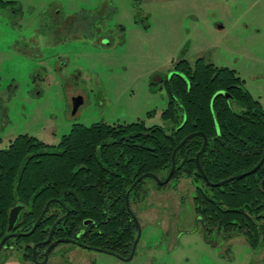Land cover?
<instances>
[{
    "label": "rangeland",
    "instance_id": "rangeland-1",
    "mask_svg": "<svg viewBox=\"0 0 264 264\" xmlns=\"http://www.w3.org/2000/svg\"><path fill=\"white\" fill-rule=\"evenodd\" d=\"M11 1L0 7V148L22 133L58 143L75 122L163 124L169 98L158 77L170 75L181 58L205 56L235 68L264 106V0ZM103 6L106 42L97 33L65 32L55 41L51 14L60 11L71 28L72 16ZM79 92L86 101L72 117ZM177 182L146 202L155 205L142 213L147 225L132 260L75 247L72 264H86L82 256L96 264H263L264 246L253 248L242 236L224 244L206 239L193 223L192 180ZM68 247L60 244L53 256ZM21 255L15 250L5 264H22Z\"/></svg>",
    "mask_w": 264,
    "mask_h": 264
},
{
    "label": "trees",
    "instance_id": "trees-1",
    "mask_svg": "<svg viewBox=\"0 0 264 264\" xmlns=\"http://www.w3.org/2000/svg\"><path fill=\"white\" fill-rule=\"evenodd\" d=\"M11 3L0 0L1 7ZM177 68L182 75L166 82L169 103L162 118L171 125L169 130L156 125L146 127L142 121L116 126L79 124L63 136L58 153H44L47 145L27 134L17 137L8 149H0V172L5 174L0 182V229L6 226L12 200L32 202L30 212H25L20 220L21 226L28 229L45 201L56 197L71 209L56 228V236H64V230L72 235L86 217L103 221L110 216L102 236L94 232L84 235L82 240L126 256L136 235L134 221L125 207L126 190L145 172L164 178L171 167L174 148L186 135L201 130L208 136L209 143L200 161L211 181L242 173L258 163L264 154V108L244 87L237 72L215 66L204 56L194 64L182 59ZM220 89L228 90L233 98H215ZM202 144L203 137L196 135L176 155L175 176L191 177L198 184L197 210L228 229L244 228L232 226L233 221L244 224L246 220H264V190L260 183L264 165L242 179L209 187L195 159ZM19 167L22 180L17 184L13 178ZM138 187L133 196L138 195ZM52 207L63 211L56 202ZM59 214L47 215L32 239L43 238Z\"/></svg>",
    "mask_w": 264,
    "mask_h": 264
},
{
    "label": "flooded vegetation",
    "instance_id": "flooded-vegetation-1",
    "mask_svg": "<svg viewBox=\"0 0 264 264\" xmlns=\"http://www.w3.org/2000/svg\"><path fill=\"white\" fill-rule=\"evenodd\" d=\"M105 9L106 8L103 6L102 8L100 7V10L97 9V11L93 12V13L85 12V13H82V14H79V15L72 16V17H77L76 18L77 19V21H76L77 22V26L73 25L71 28H69L70 26H68L66 24L67 22H65V21H67L68 17H63L62 15H60V11L59 12H54L53 14H51V19L53 21V24L56 25L55 29L53 30V37L55 39H57L55 41L56 42L57 41H61V38L64 36L63 33L65 32V33H68L69 36L72 35V34H75V33L78 36L79 35H83L84 36L85 34L86 35H90V34L92 35V34L97 33V34L100 35V37H102L103 43L106 42V38H108L110 34H109L108 31H104V29H103L104 18H105L104 17L105 13L103 11ZM120 28L124 29L123 26H120ZM109 43H110V41H109ZM182 59H186V58H181L180 60H182ZM180 60H178L175 63L174 67L172 68V73L170 75H166V76H163V77H161V76L158 77L159 78V82L161 83V88H164L166 90V92H167L166 82L168 81V79H171L175 75H182V71L177 68V64L179 63ZM195 61L193 63L190 62V61L189 62L194 64ZM208 62L213 63L211 61H208ZM213 64L215 66H219V67H228V66L216 65L215 63H213ZM228 68H230V67H228ZM230 69H234L237 72L238 76L244 81V87L250 92V90L245 85V79L242 76L239 75L238 71L235 68H230ZM153 84H155V83H153ZM167 95H168V92H167ZM218 95H223L227 99L233 98L232 94L228 90H224V89H220V90L216 91L215 94H214V97L216 98ZM252 96L254 97L253 94H252ZM74 97H81L82 98V102L78 106V109L76 110L75 113H73V109H74L73 98ZM168 98H169V95H168ZM85 99H86L85 95L83 93H81V92H79L78 94H76L75 96L72 97V99H71V104H72L71 116L72 117H76L78 115L80 108L85 104V101H86ZM255 99H257V98H255ZM257 100L260 101L259 99H257ZM168 103H169V100H168ZM260 103H261V101H260ZM236 105H237V103H235V106ZM263 108H264V106H263ZM152 113L153 112H149L148 114L150 115ZM137 121L144 122L146 127H152V126L156 125V126L164 127L167 130H169L171 128V125L166 123L164 120H163L164 121L163 124H154V125H147L145 120H143V119H140V120H137ZM137 121H133V122H137ZM133 122H120V121H117V122H113V123H108L106 121H98V122H94V123L89 124V125L85 124V123H81V122H75V123L72 124L70 131L68 133L62 135V137H61V139H60V141L58 143H48V142H45V141L41 140L40 138H38V137H36L34 135H30L28 133H22V134L17 135L14 139H12L7 147L0 148V149L1 150L2 149H8L10 144H12V142L17 137H19L20 135L27 134L28 136H32V137L38 139L39 141H41L42 143H44L45 145H47L44 148V153H47V152L48 153H58L59 152V150H58L59 144L61 143L63 136L70 134L75 125L81 124V125L90 127V126H92L94 124L105 123V124H108V125L116 126V125H128V124L133 123ZM179 128H180V126L177 127V129H179ZM198 132H202V133L205 134V132H203L201 130L200 131H194L192 133H198ZM192 133H189L188 135H190ZM188 135H186V136H188ZM196 135H201L203 137V144H202V147H203L204 142H205L204 135L195 134L194 136H196ZM194 136H192V137H194ZM205 136L207 137V144H206V148H205V150L203 152L206 151L208 143H209L208 136L206 134H205ZM184 138L176 145V147L184 140ZM191 138H189V139H191ZM186 142L183 144V146L186 144ZM183 146H181V147H183ZM176 147L174 148L173 153H172L171 167H170L169 171L167 172V174L165 175L164 178L161 175H159L157 173H154V172H145V173H142L139 176H137L136 179L131 183V185L126 190V193H125V207H126L127 212L130 214L131 219L134 221L135 228H136L135 239L132 242L131 250H130L128 255L124 256V255H121V254H119V253H117L115 251H112L110 249H106V248H102V247H98V246H94V245H89V244H86L82 240V237L84 235L85 236L86 235H90L91 233H94V232L95 233H99V235L102 236L104 223L108 222L110 220V218H111L110 216H107L106 219L103 220V221H96V219H94L92 217H86V218L83 219L82 224H80L78 226V228L75 230V232H74L75 234L73 233L72 235L69 236L67 234V232L64 230V234L61 233V235H64V236H59V235L56 236V234H55L56 228L62 223V221L64 219H66L70 215L71 209L62 199L53 197V198L47 199L45 201L44 206L42 207V209L40 211V214L38 215V217L34 218L32 224L30 225V227L28 229H24L21 226L20 220L22 219V216L25 214V212H30V210H31L30 208L32 207V202H30V203H22V202H17V201H13V200L11 201L10 206H8V210H7L6 226L4 228L2 227L0 229V245L3 242L2 246L0 247V264H5L13 256L14 251L17 250V249H22V255H21V258L23 259V263L22 264H28V263L29 264H48L50 262H52V264H59V263L60 264H64L65 262L66 263L69 262V263L72 264V261L74 259L73 260L71 259L72 258L71 255H73L74 257L76 256V254H75L76 248L75 247L91 249V250H95V251H98V252H105V253H108L110 255H113V256H115V257H117L119 259L125 260V261L132 260L134 258V256L136 255V253H137L138 245H139V243L141 241L142 234H143V229L147 225L143 221H141L142 218H143L142 213L155 205V203H153L151 206H148V204H146V202H148V200H149V197L152 196V195L156 196L158 194L157 191L159 189L169 185L172 181H176L177 182V181H180L182 178L187 177V176H183V175H181L180 177H176L175 176L176 175V170H177L176 155H177V152L179 151V149H181V147H180L176 151L175 156H174V151H175ZM202 147H201V149H202ZM201 149L197 152L196 157H195L196 164H197V169H198L200 175L202 176V178L204 179L206 185H208L209 187H218V186H221V185H223V184H225L227 182H230L232 180L242 179V178H244L246 176H249L251 174L256 173L264 165V161H263V163L259 166V168L255 172H253L251 174H248V175L240 177V178L231 179V180H229L227 182H224V183H222L220 185H210L208 182H210V183H218V182L225 181L227 179H230L231 177H234L236 175H239V174H242V173H245V172L251 170L252 168H254L263 159L264 154H263L262 158L258 161V163H256L252 168L248 169L247 171H244L242 173H238V174L232 175V176H230L228 178H225V179H222V180L214 182V181H211L208 178V176L206 175V173H205V171H204V169H203V167L201 165V161H200V166H201L202 171L206 175V177L203 175V173L201 172V170L199 168V165H198V162H197V155L201 151ZM203 152H201V154ZM201 154L199 156V160H201L200 159ZM173 161H175V168H174V171L172 172V176H171V178H170V180L168 182L164 183V181L167 179V177L169 176V174L171 172V169H172V166H173ZM26 166H27V162L25 163L23 169H25ZM21 168L22 167L17 168L16 176H14V178H13V180L14 179L17 180V184H20V180H22V176H20V174H21L20 173V169ZM4 175L5 174H3V172H0V182L2 181L1 179H2V177ZM187 178H190L192 180V182H193V184L195 186V191H196L195 195H194V203H195V207H194L195 211H194V213L195 214H194V217H193V223H195L196 229H198V228L202 229V232L205 235L206 239H208V240H209V238H215V239H218V240H222L223 239L225 241V242L223 241V244H224L226 242L230 243V241L232 239L242 236V237H244L245 242L249 243L250 246H252L253 248H258V246H260V245L264 246V220H260V219L259 220H254V221L246 220L247 222H245L244 224L243 223L237 224L236 221H233V223L231 222L232 226H236L237 227L238 225H244V226H242L244 228L237 227V228H231V229H228L227 225H225V224L224 225L219 224L217 221L212 222L204 214H202L201 212H199L197 210L196 197H197L198 184L196 182H194V180L191 177H187ZM147 179H151V180L155 181L156 187L155 188H153V187L151 188V187L147 186L146 185V183H147L146 180ZM260 183H261V187L264 190V178L261 180ZM137 186H139L138 187V192H137L138 195L133 196L134 193H135L134 190H135V188ZM17 189H19V185H17V188L13 190V193L15 195H16V190ZM158 197H160V196H158ZM31 201L34 202V200H31ZM54 202L58 203L61 206V208L63 209V211L61 209H59V207H52V204ZM134 203H135V205H134ZM142 203L146 204V207L145 208H141V211L138 213V211L136 209H137L138 206H143ZM16 207H19L20 210H19L17 219L11 225L10 221H9L10 213ZM0 210H2V207H0ZM55 212H60L61 214H59L58 217L54 220L52 225L49 227L46 235L43 238L32 239V237L34 236V234H35L36 230L38 229V227L41 225V222L44 220V218L47 215L54 214ZM175 226H176V224H175ZM168 231L169 230H167L165 232H168ZM139 235H140V237H139ZM138 237H139V240H138V242L136 244V249H135L134 255H133V257L131 259L127 260V258L130 257V255H131V253L133 251L134 244H135V242H136ZM27 238L31 239V240L26 241ZM59 240H61V241H59ZM56 241H59V242L57 244H55L54 246H52L50 248V250L48 251V253H47V250L49 249V247ZM60 244L69 245L70 246V247H68L69 250L66 249L65 251H63L62 252V256H60L59 253H57V254H55L53 256V252L55 251L56 247H58ZM262 248H264V247H262ZM73 251H74V253H73ZM81 259L86 264H96V263H94L93 260H90V263H88L87 262V257H85V256H82ZM263 264H264V261H263Z\"/></svg>",
    "mask_w": 264,
    "mask_h": 264
},
{
    "label": "water",
    "instance_id": "water-1",
    "mask_svg": "<svg viewBox=\"0 0 264 264\" xmlns=\"http://www.w3.org/2000/svg\"><path fill=\"white\" fill-rule=\"evenodd\" d=\"M73 101H74V109H73V113H75L76 110L78 109V106H79V105L81 104V102H82V98H81V97H74V98H73ZM195 134H202V135H204V137H205L204 145H203L201 151H200V152L198 153V155H197V162H198V165H199V168H200L201 172H202L203 175L206 177V175L204 174V172H203L202 169H201V166H200V160H199V156H200L201 152H203V151L205 150V148H206V144H207V137L205 136L204 133H202V132H198V133H192V134L186 136V137L184 138V140H183V141H182V142L176 147V149H175V151H174V156H175L176 151H177L181 146H183V144H184L189 138H191V137L194 136ZM263 161H264V157H263V159H262V160H261V161H260V162H259L254 168H252L251 170H249V171H247V172H245V173H242V174L236 175V176H234V177H231L230 179H227V180H225V181H221V182H218V183H210V182H208V183H209L210 185H220V184H222V183H224V182H227V181H229V180H231V179H234V178H240V177L246 176V175H248V174H251V173L255 172V171L259 168V166L263 163ZM174 168H175V161H173V166H172L171 172H170L169 176L167 177V179L164 181V183H166V182H168V181L170 180V178H171V176H172V172L174 171ZM19 210H20V208H19V207H16V208H14V209L11 211V213H10V217H9V221H10V224H11V225H12V224L14 223V221L17 219V216H18ZM37 224H38V223H37ZM11 225H10V226H11ZM10 228H11V227H10ZM139 237H140V235H139ZM139 237L137 238V240H136V242H135V244H134V247H133V251H132L130 257L127 258V260H129V259H131V258L133 257L134 252H135V249H136V244H137V242H138V240H139ZM59 241H61V240H59ZM59 241L54 242V243L49 247V249L47 250V253H48V251L50 250V248H51L52 246H54L55 244H57ZM2 243H3V242H2ZM2 243H1L0 247L2 246Z\"/></svg>",
    "mask_w": 264,
    "mask_h": 264
}]
</instances>
